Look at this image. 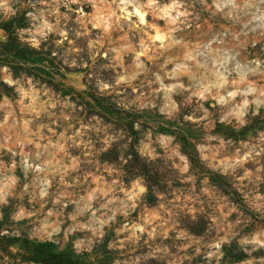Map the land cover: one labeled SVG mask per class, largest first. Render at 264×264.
<instances>
[{"label":"rangeland","instance_id":"rangeland-1","mask_svg":"<svg viewBox=\"0 0 264 264\" xmlns=\"http://www.w3.org/2000/svg\"><path fill=\"white\" fill-rule=\"evenodd\" d=\"M0 264H264V0H0Z\"/></svg>","mask_w":264,"mask_h":264},{"label":"trees","instance_id":"trees-1","mask_svg":"<svg viewBox=\"0 0 264 264\" xmlns=\"http://www.w3.org/2000/svg\"><path fill=\"white\" fill-rule=\"evenodd\" d=\"M10 50H12V48H10ZM14 53L16 54V57H17L16 59L18 61L25 62V61H28V60H34L35 58L32 59L30 55L31 54H33V55L35 54V56H37L36 54L38 52L36 51V49H32L31 47L21 46V47H19V49L17 48L16 50H14ZM2 56L6 57V54L5 55L3 54Z\"/></svg>","mask_w":264,"mask_h":264}]
</instances>
